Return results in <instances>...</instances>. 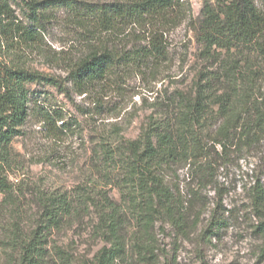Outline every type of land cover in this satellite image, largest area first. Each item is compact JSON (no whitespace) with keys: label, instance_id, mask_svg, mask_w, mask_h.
<instances>
[{"label":"rangeland","instance_id":"374dc122","mask_svg":"<svg viewBox=\"0 0 264 264\" xmlns=\"http://www.w3.org/2000/svg\"><path fill=\"white\" fill-rule=\"evenodd\" d=\"M203 2L179 0V18L131 24L120 33L87 39L76 19L79 8L53 3L34 23L24 2L12 0L18 19L39 33L38 43L21 50L19 63L64 82L65 90L27 85L28 117L10 145L13 160L5 168L12 192L0 194V264H17L11 228L19 227L26 235L35 226L40 191L66 192L79 206L48 234L49 264H100L98 252L111 246L107 231L98 225L100 208L108 200L118 208L124 244L112 264H264V199L255 201L253 188L258 179L264 188V133L250 144L235 139L237 145L225 151L216 145L195 165L183 162L165 170L179 200L173 216H158L144 226L129 204L133 185L127 143L139 137L150 116H163L173 108L170 98L178 91L190 92L199 71L217 70L221 59L240 57L241 69L252 78L248 106L252 113L255 106L264 107V53L239 47L205 57L198 32ZM155 27L162 35L160 57L117 69L87 95L67 79L69 65L89 48L123 54L148 46V30ZM40 107L61 109L69 130L48 134L40 122ZM211 116L206 124L214 129L218 118ZM103 146L113 152L111 159L103 156ZM81 193H89L93 201L79 205ZM56 249L66 253V260Z\"/></svg>","mask_w":264,"mask_h":264},{"label":"trees","instance_id":"16d2710c","mask_svg":"<svg viewBox=\"0 0 264 264\" xmlns=\"http://www.w3.org/2000/svg\"><path fill=\"white\" fill-rule=\"evenodd\" d=\"M21 1L34 23L41 21L48 5L53 3L79 8L80 15L76 19L87 39L102 32L120 33L121 28L131 24L153 25L157 20L180 17L179 0ZM35 26L39 27V24ZM198 32L205 57L215 50L230 52L239 47L258 48L264 53V0H204ZM148 34L151 37L148 46L119 55L98 47L89 48L69 65L67 79L79 94L87 95L117 69L124 71L138 61L160 57L164 52L161 30L155 27L148 30ZM38 35V29L28 27L18 19L12 0H0V194L12 192L5 168L13 160L10 145L21 135L28 117L30 90L27 85L43 84L65 90L64 82L19 63L21 50L38 43ZM241 63L240 57L224 58L217 70L199 71L191 91H178L170 98L173 108H168L170 110L163 116H150L139 137L127 143V168L133 185L129 204L142 225H148L161 215L173 216L178 208L179 200L165 180V170L183 162L195 165L202 158H208L210 148L216 145L225 151L229 146L237 145L235 139L250 144L259 141L264 133V107L255 106L251 112L248 105L252 78L250 72L241 69ZM38 113L48 134H54L57 128L61 133L69 130L70 124L61 109L40 107ZM211 114L218 118L214 129L206 124ZM57 122H60L59 126ZM101 152L107 159L113 157L111 149L104 146ZM253 188L255 201H262L264 188L259 179ZM87 200L93 201V197L81 193L79 205ZM37 201L39 215L29 233L24 235L19 227L11 228L9 240L18 251L17 264H49L48 234L79 210L66 192L40 191ZM118 215V208L112 201L108 200L100 208L98 225L107 231V239L111 242L109 248L102 247L98 252L100 264H112L124 250ZM55 253L62 261L66 260L63 250L56 249Z\"/></svg>","mask_w":264,"mask_h":264}]
</instances>
